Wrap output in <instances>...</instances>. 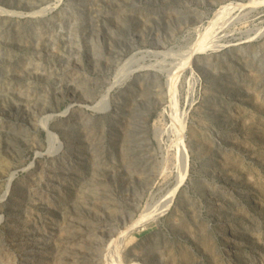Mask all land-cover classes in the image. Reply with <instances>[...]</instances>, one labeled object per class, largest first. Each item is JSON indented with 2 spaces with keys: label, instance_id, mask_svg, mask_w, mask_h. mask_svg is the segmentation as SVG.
Listing matches in <instances>:
<instances>
[{
  "label": "rangeland",
  "instance_id": "rangeland-1",
  "mask_svg": "<svg viewBox=\"0 0 264 264\" xmlns=\"http://www.w3.org/2000/svg\"><path fill=\"white\" fill-rule=\"evenodd\" d=\"M247 1L0 0V264H106L119 233L125 263L264 264V3L231 9L221 47L178 78L187 173L155 222L126 230L176 182L165 73L135 71L111 108L86 106L127 56L170 67L145 50L183 51ZM48 113L63 143L50 153Z\"/></svg>",
  "mask_w": 264,
  "mask_h": 264
},
{
  "label": "bare ground",
  "instance_id": "bare-ground-1",
  "mask_svg": "<svg viewBox=\"0 0 264 264\" xmlns=\"http://www.w3.org/2000/svg\"><path fill=\"white\" fill-rule=\"evenodd\" d=\"M56 1L57 2H55L54 5H56L58 2H60V0H56ZM262 3H264V0H248L247 2H236L235 4H228V5L220 7L214 13L213 17H211L208 20L207 25H205L203 27L204 31L199 33L196 40L187 49H185L183 51L182 50H172L171 48L167 49V50H162L159 52L152 51L151 49L145 50V53H147L146 56L147 55L156 56L157 54H160L162 56V59H163V57H165L167 55L173 56L175 59L173 60L170 67H167V68H166V66L164 67V65H162V61H160V60H155L154 62L150 61L149 63H143L145 55L139 57L136 54H131V55L127 56V58L124 60L123 63H120L118 66H116L114 75L112 77V81H109L105 91L98 98H96L93 102H89L88 104H86L87 108H89L92 111L108 110L109 108H111L110 90L116 84H119V83L127 80L130 76H132V74L135 71H138V70L144 69V68H152V69L155 68L156 71L165 73V85L164 86L165 87L167 86L168 93H169L168 97H169V108H170V117H171V125L170 126L168 125L169 126L168 129H170L174 134V139L171 140L173 143L171 145L175 148L174 149L175 150L174 158H175L176 171H177L176 180H175L176 182H175L172 189H170L166 193L160 195V197L157 200L147 201L141 207V211L139 212L137 218L132 220L128 227L125 226L127 231L128 230L130 231V229L132 227L144 224L146 222H150V221L155 222L157 217L160 214L164 213L170 207V204L174 198L175 191L187 173V149H186V146L183 142L184 129H185L184 128L185 116L183 113H185V112L181 113L179 111L178 106H177L178 102H177V96H176V84H177L179 76L182 74L183 70H185V69L189 68L191 71L193 70L192 65L195 62V53H197L198 51H203V50H207V49H215V48L221 47L222 44L220 43V40H219L220 36L219 35L216 36V30L220 27L226 26L227 23L230 22L231 16H230V14H228V12L231 9H233L235 7H237V8L249 7L251 9H253ZM45 4H46V2H45ZM37 8H38V6H37ZM50 8H51V5L46 4L42 8H38L36 10V13L37 12L43 13V12L49 10ZM223 9H225L227 11V13L226 12L223 13V11H222ZM5 12H6V10L3 9L2 7H0V14L1 15L5 14ZM10 13L11 14H17L19 12L11 11ZM7 16L10 17L11 15H7ZM263 31H264V29H260V30L257 29V32H263ZM139 60H140V62H139ZM194 80H195V78L193 77V72H191L190 77L187 81L189 84L188 88H190V89L192 88V86L194 85ZM67 112H69L68 107L65 110L61 111L60 114H65ZM53 116H55V113H48V114L43 115L42 118H40L38 121V127H41L47 134L46 136H47V142L49 145V147H48L49 153L54 152L63 146V143L58 140L57 135L53 132V130L51 129V126L49 125V120ZM155 131H156V129H155ZM165 160H166V157H164L161 161L162 167L165 164ZM31 165H32V163H31ZM9 176H11V175H9ZM97 229L98 228H96V230ZM121 230H122V228H121ZM122 231L124 232V230H122ZM107 234H109V233H107ZM81 237H83V236H81ZM123 239H124V235L122 233H119V235H117L115 238H112L111 240H109L108 244L106 243L108 246L105 247L104 251H103L104 252L103 258L105 260L104 262L106 264H143L140 262H132V261L125 263L123 261V258L121 255V250H120L121 248L119 247V245ZM91 250H93V249H91ZM96 253H97V250H96ZM79 257H80V255H79ZM95 258H96V256H95ZM103 258H102V261H103ZM88 260H90V259H88Z\"/></svg>",
  "mask_w": 264,
  "mask_h": 264
}]
</instances>
